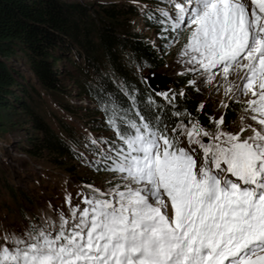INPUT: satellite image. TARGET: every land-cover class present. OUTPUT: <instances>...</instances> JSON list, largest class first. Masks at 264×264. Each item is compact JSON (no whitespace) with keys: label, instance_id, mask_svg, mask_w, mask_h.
<instances>
[{"label":"snow or ice","instance_id":"6c2138e0","mask_svg":"<svg viewBox=\"0 0 264 264\" xmlns=\"http://www.w3.org/2000/svg\"><path fill=\"white\" fill-rule=\"evenodd\" d=\"M146 15L176 33L173 42L190 31L180 56L199 67L187 71L210 73L208 82L213 69L225 81L236 72L240 82L224 94L236 103L250 97L239 132L223 129V114L209 117L214 132L190 118L169 135L158 114L111 110L120 143L91 139L98 159L90 166L118 182L105 191L87 185L79 203L66 196L67 215L0 236V264H264V0H158ZM149 87L173 104L171 89Z\"/></svg>","mask_w":264,"mask_h":264},{"label":"trees","instance_id":"16d2710c","mask_svg":"<svg viewBox=\"0 0 264 264\" xmlns=\"http://www.w3.org/2000/svg\"><path fill=\"white\" fill-rule=\"evenodd\" d=\"M157 3L158 0H0V139L12 130H27L26 142L20 149L66 173L76 174V165L90 166L98 159L94 155L86 158L82 152H92L93 138L73 129L61 116L55 119L57 131L40 115L41 92L50 95L57 108L74 116L91 132L110 133L105 139L95 138L98 140L120 143L108 124L113 109L130 116L137 110L141 114H158L168 126L169 135H173L172 127L181 120L187 124L190 118L213 130L204 111L197 110L200 101L188 80L179 76L176 81V85L186 88L174 92V106L156 96L145 82L143 72L165 65L161 48L177 36L164 32V26L146 15ZM138 18L142 28L137 27ZM148 31L154 32L156 42ZM15 61L22 62L35 81L17 68ZM64 61L75 70L61 69L59 65ZM150 96L154 104L149 102ZM70 97H86L92 105L82 109L71 104ZM185 110L190 117L173 115Z\"/></svg>","mask_w":264,"mask_h":264},{"label":"rangeland","instance_id":"374dc122","mask_svg":"<svg viewBox=\"0 0 264 264\" xmlns=\"http://www.w3.org/2000/svg\"><path fill=\"white\" fill-rule=\"evenodd\" d=\"M140 21L138 18L137 27L142 28L143 25ZM147 34L151 40L157 41L153 31H148ZM189 34L190 31L185 29L179 34L176 42H173L175 37L161 48L165 65L156 69L155 72L170 77L171 83L167 85V88H160V91L171 89L172 93H174L177 90H184L186 88L185 85H176L179 76H182L188 80V84L195 90L200 104H204L203 111L207 115L208 121L209 117L219 119L223 114L225 116L223 129L229 132H239L240 117L245 114L242 111L244 101L250 97H241V102L236 103L224 94L229 81L240 82L235 71L230 73L228 81H225L221 72L218 69H213L211 72L215 73V78L211 79L210 82L206 80L210 73H204L202 70L187 71V69L199 67L198 65L188 64L186 62L188 60L187 56H180L181 49L187 42ZM15 62L17 68L23 70L30 80L35 81L31 71L22 62ZM59 66L61 69L65 67L75 70L74 66L66 61ZM148 73L149 71L145 70L143 75L146 76ZM193 79L196 81L195 85L189 83ZM51 98L46 92H41L38 109L40 110V115L57 131H59V128L56 126L55 119L61 116L66 119L73 129L81 132V134L84 133L86 137L104 138L110 135L107 131L91 132L74 116L67 115L63 113L61 108H57ZM68 101L74 106L80 105L82 109L92 105L86 97H70ZM221 101L228 104V107H221ZM227 112L229 113L228 115H226ZM246 122L259 127L254 121L247 120ZM209 123L213 125V130H208L214 132L215 125L210 121ZM26 131L22 128L20 130H12L3 134L0 139V236L7 233L23 235L31 225H43L46 218L57 220L58 211H63L67 215L69 206L65 203L66 196L72 197L73 205L79 203L83 196L90 195V189L87 185H92L94 188L105 191L110 186V182L111 184L118 182L112 173L97 172L88 164L76 165L78 167L76 169L77 173L73 174L66 173L63 169H55L44 165L42 161L31 158L20 149L22 144L26 142ZM29 131L31 130L29 129ZM250 134V132L244 133L245 136ZM180 140V146L189 147L186 137L181 136ZM102 147L107 149L104 145ZM192 147L196 146L192 145ZM85 148L87 147L85 146ZM82 152L86 158L93 157V153L86 149ZM196 154L198 157H202V153L199 150H197ZM8 186L14 192H11ZM27 197L30 201H27ZM80 206L81 208L84 207L83 204ZM171 214V209H169V215Z\"/></svg>","mask_w":264,"mask_h":264},{"label":"water","instance_id":"95a60500","mask_svg":"<svg viewBox=\"0 0 264 264\" xmlns=\"http://www.w3.org/2000/svg\"><path fill=\"white\" fill-rule=\"evenodd\" d=\"M145 77L149 78L147 82L148 87L150 84L154 86L157 90H160V88H167V85L171 83L170 77L162 75L158 72L156 73L155 71L149 72ZM150 89L152 90V88Z\"/></svg>","mask_w":264,"mask_h":264}]
</instances>
